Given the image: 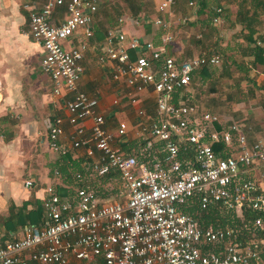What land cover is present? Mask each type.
Here are the masks:
<instances>
[{
  "label": "built area",
  "instance_id": "built-area-1",
  "mask_svg": "<svg viewBox=\"0 0 264 264\" xmlns=\"http://www.w3.org/2000/svg\"><path fill=\"white\" fill-rule=\"evenodd\" d=\"M175 2L163 0L158 10ZM98 3L46 0L39 8L29 7L28 33L43 48L40 69L50 77L51 103L66 112L60 110L48 119V146L62 155L83 148L89 160L86 173L73 175L77 184L73 195L46 188L45 216L39 225L28 223L21 237L0 235V264L258 261L256 248L237 239L235 228L202 226L189 209L198 201L201 208L219 205L242 217L246 206L259 212L254 224L264 228V191L252 178L254 172L264 176V139L248 142L243 124H226L218 113L201 107L191 89L195 70L218 64L219 56L203 53L180 59L169 47L174 33L166 31L157 45L128 33L126 15L104 30L98 63L108 68L135 105L142 104L144 94L153 96V112L136 111L134 134L143 142L135 151H125L119 141L128 135L127 120L118 121L116 129L108 128L98 98L79 88L83 60L93 48ZM60 5L66 14L56 22L53 13ZM214 21L221 22L220 16ZM154 23L169 28L164 19ZM120 102L118 96L112 100L115 106ZM65 121L73 127L69 142L63 140ZM221 141L226 156L214 150L213 144ZM108 174L121 185L111 196L92 182ZM31 185L27 179L25 186Z\"/></svg>",
  "mask_w": 264,
  "mask_h": 264
},
{
  "label": "crops",
  "instance_id": "crops-1",
  "mask_svg": "<svg viewBox=\"0 0 264 264\" xmlns=\"http://www.w3.org/2000/svg\"><path fill=\"white\" fill-rule=\"evenodd\" d=\"M161 1L163 0H149L147 4L145 3L139 11L140 16L135 15L138 23L133 22L132 14L125 13V30L130 34L152 39L158 45L166 31L173 33L172 27L178 34L173 25L177 24L179 18L178 22L184 24L185 22L181 21L200 16L196 14L197 7L194 11H188L191 0H175V4L168 9L159 11L158 5ZM45 2L46 0H0V235L4 239L22 236L23 229L28 223L22 224L19 220H25L27 213L34 211L38 203L42 204L43 208L42 222L45 216L44 199L48 186H54L62 196L73 195L77 186L73 175L86 173L89 160L83 148L72 149L63 156L48 146V119L60 110L64 115L66 112L54 108L51 103L50 77L40 69L43 48L28 33L29 7L39 8ZM238 3L239 0H235L234 4H225L223 21L226 25L224 27L217 25L218 27L210 31L209 35H207V27L212 20L207 17L210 15L204 13L207 19L201 17V20L195 21L199 23H195L198 28L195 32L196 39L191 42L195 47L189 45V39L182 42L176 38L169 47L180 59H183L180 54L189 55L192 47L200 50V53L195 55L209 53L220 56L218 64L209 65L211 73L209 78L200 76V71L195 73L196 78L191 83L192 92L201 107L218 113L226 124L233 121L243 124L248 142L249 140L253 142L264 139V63L255 64L253 51L255 45L264 49V0H258L257 4L254 2V8L249 2L245 4V8L260 13L253 35L255 43L248 41L246 28L236 21ZM65 14L64 5L56 6L53 13L54 21L61 22ZM220 16L222 21L221 13ZM157 18L168 22L169 28L164 30L158 27L154 23ZM186 24L191 25L188 22ZM94 29V38L91 39L93 48L87 52L83 60L84 72L79 81V88L98 98L99 109L106 117L108 128L116 129L117 122L123 119L120 118L121 113L117 106L112 104V100L117 96L115 94L121 91L122 84L115 82L108 68L102 67L97 61L98 44L104 38V29H101L97 17H95ZM188 38L191 39V36ZM206 38L213 45H205ZM73 41L75 42L76 38H73ZM65 44L69 45V42ZM220 63L223 65L220 66ZM220 67L221 69L216 71ZM240 79H242L240 85L246 92L251 93L247 104L242 103V107L232 102L230 97L232 90L239 88L237 84ZM205 88L207 95L203 92ZM201 96L205 98L208 96V99L204 102ZM143 100L147 107L153 106L154 109L151 94H144ZM153 109L150 112H153ZM237 116H242L247 121L236 119ZM117 119L114 125V120ZM137 120L136 115L133 118L134 124L127 120L128 135L119 141L123 149L130 147L129 152L135 151L143 142L134 134L133 127ZM65 126L63 140L69 142L68 136L73 127L66 121ZM75 161L79 162L82 170L73 171ZM62 168H66L67 171L64 173ZM27 179L32 181L30 187L25 186ZM94 180H92L93 184ZM113 183L109 185L110 183L107 182L104 187L112 186ZM114 187L109 191L113 192ZM110 192L108 195L111 194ZM25 202L29 203L21 213H18Z\"/></svg>",
  "mask_w": 264,
  "mask_h": 264
},
{
  "label": "trees",
  "instance_id": "trees-1",
  "mask_svg": "<svg viewBox=\"0 0 264 264\" xmlns=\"http://www.w3.org/2000/svg\"><path fill=\"white\" fill-rule=\"evenodd\" d=\"M127 6H131L130 10L132 11V15H137L138 12L141 10L142 6L145 5L146 2L144 0H123ZM192 1V0H191ZM198 5V8L196 10V14H204L208 13V16L210 19H212V16H216L219 13H217V9L219 8V2L221 0H214L215 4L211 3L209 0H193ZM249 2L251 4V7L254 8V2H258V0H239V8L236 13V21L242 23L243 27L246 28V36L250 43H255L256 40L253 38V35L256 31L255 25L259 21L260 13L256 10L251 11L250 9L245 8V4ZM147 4V3H146ZM126 7V8H129ZM126 12V11H123ZM220 15V14H219ZM222 15V14H221ZM115 23V22H114ZM216 25L211 22L207 27V35H209L210 31L215 30ZM101 34V33H100ZM254 55H255V64H263L264 63V49L262 47H259L258 45H255L253 47ZM209 54V53H207ZM211 55V54H209ZM219 56V55H218ZM220 58V57H219ZM211 66V65H210ZM209 65H202L199 68L195 70V72L192 74V81L195 80L196 76L195 73L200 71V76L203 78H209L211 73L209 70ZM215 151H220L221 156H226L227 153L224 151L225 145L224 142H217L213 144ZM130 147L124 148L125 151L129 152ZM138 148V147H137ZM69 153V152H68ZM60 154V153H59ZM67 155V154H65ZM63 155V156H65ZM67 168V167H66ZM66 168H62V171L65 173L67 171ZM73 171L82 170L81 165L79 162H74ZM59 173V172H58ZM112 179V182L116 183L117 186L114 187V191L110 192L108 187H104L106 182H110ZM119 181L115 180V177L112 176V174H108L102 177L95 178L94 184L96 185L98 191H100L103 194L108 196L113 195L115 191H117L120 187ZM29 202L23 203V205L20 207L18 213H21L24 208H26L27 204ZM190 211L194 214V216L197 217V219L201 222L202 226H207L209 224L214 225H220L223 227L230 226L236 229L237 231V239L242 240L245 242H250L252 246H254L256 249L259 248L260 244H264V228H260L254 224L255 218L259 216V212L256 210H253L249 207L243 208L242 217H238L235 211L231 210H224L221 206H209L207 209L201 208L198 201H195V204L193 206L189 207ZM42 204L38 203L36 205V208L34 211H29L27 213L26 219H20V223L26 224H40L41 218H42ZM224 212V213H223ZM264 261V249H262L261 253H259L258 261H254L252 264H262Z\"/></svg>",
  "mask_w": 264,
  "mask_h": 264
},
{
  "label": "rangeland",
  "instance_id": "rangeland-1",
  "mask_svg": "<svg viewBox=\"0 0 264 264\" xmlns=\"http://www.w3.org/2000/svg\"><path fill=\"white\" fill-rule=\"evenodd\" d=\"M211 3H213V4H215V2H214V0H209ZM223 1V2H222ZM144 2H146V3H148L149 2V0H144ZM192 4H191V6L189 5L188 6V11L189 10H192V11H194V9H195V7H197L198 8V5L195 3V1H193L192 0ZM234 2H235V0H221L220 2H219V5H220V7L216 10L217 11V13H221L222 14V21L221 22H215L214 21V18H215V16H212V22L216 25V27H218L217 25H219L220 27H224L225 25H226V23H224V21L223 20H225V12H224V6H225V4H230V3H233L234 4ZM126 7H129V6H127L126 4H125V2L123 1V0H99V3H98V9H97V12L95 13V17H97V19H98V22H100V27H101V29H106L107 28V26H109V25H112L115 21H116V19L119 17V16H121V15H126L125 13H127V14H132V11L130 10V8H131V6L129 7V8H126ZM228 8H229V6H227ZM196 8V9H197ZM123 11H126V12H123ZM190 12V11H189ZM218 14V15H219ZM137 15H139L140 16V14H139V12H138V14ZM133 16V19H135V15H132ZM217 16V15H216ZM220 16V15H219ZM201 17L202 18H204V19H207V18H209V17H207L205 14H200V16L199 17H193L192 19L191 18H189V19H187L186 21H181V22H185L184 24H182V23H180V22H178V21H180L179 19H178V21H177V24L176 25H173V26H175V28H176V30L178 31L177 33L178 34H176V32L174 31V27H172V31H173V33H175L176 35H175V38L176 39H180V40H182V42L183 41H185V39H189L190 40V44L189 45H191V46H193V47H195V45H194V43L192 44L191 42H193L194 41V39H196L195 38V32L197 31V27H196V24H199L198 22H195L196 20H201ZM207 17V18H206ZM210 17H211V15H210ZM196 18V19H195ZM220 18H221V16H220ZM209 20H210V18H209ZM186 22H188V23H190L191 25H187L186 24ZM196 23V24H195ZM183 26H185V27H183ZM219 29V28H218ZM180 36V37H179ZM182 36V37H181ZM191 36V39L190 38H188V37H190ZM208 38H206V40H207ZM205 40V39H204ZM205 45H213V44H211V41L210 40H207L205 43H204ZM184 45H186V44H184ZM220 45V44H219ZM209 46V47H210ZM221 47H224V46H222V45H220ZM192 47V50H191V53L188 55H186V54H180V55H182L181 56V58H187V57H189V56H193V55H195V54H198V53H200V50L199 49H194ZM195 50V51H194ZM218 51V50H217ZM219 54L221 55V53L219 52ZM91 55V54H90ZM184 55V56H183ZM222 56V55H221ZM220 57V56H219ZM222 61H223V59H222ZM221 64L222 63H220V66H221ZM223 65V64H222ZM223 68H224V66H223ZM218 69H221V67L220 68H217L216 69V71L218 70ZM232 70V69H231ZM241 71H242V69H240ZM108 74V73H107ZM224 76V75H223ZM109 78V82H111L110 81V76L108 77ZM241 81H242V79H240V81H238V84H237V87H239V88H237V90H232V92H231V100H232V102H234L235 104H239L240 105V107H242V103H244L245 105L247 104V100L249 99V97L251 96L250 94L251 93H249V92H246L244 89L245 88H243L241 85H240V83H241ZM122 88H123V86H121V91L120 92H118V93H116L115 95H117L119 98H120V100H121V102H120V105L119 106H117V108H118V110L120 111V113H121V115H120V118L121 119H125V120H128L130 123L132 122V124H134V122H133V118L135 117V115H136V111L138 110V109H140V108H144V109H147L148 111H152V107L153 106H151V107H147L145 104H144V100H143V103L142 104H140V105H135L132 101H131V99L130 98H128V97H125L124 96V94H125V92L123 91L124 90V88H123V90H122ZM203 92L207 95L208 94V92H207V90H206V88L203 90ZM111 93V92H110ZM114 93V92H113ZM208 97V96H207ZM205 98L204 96H201V98L204 100V102H205V99H208V98ZM142 98V97H141ZM239 109H241V108H239ZM225 110V109H224ZM226 113H228V111H226ZM238 113L240 114L241 112H240V110H238ZM220 114H222V112H220ZM236 119H239V120H243V121H247V119L246 118H244V117H242V116H237V118ZM118 121V119L117 120H114V122H115V124L114 125H116V122ZM249 121V120H248ZM249 123L250 124H253V123H251L250 121H249ZM135 126V125H134ZM249 142L251 143V140H249ZM252 178H253V180H255L256 181V183L258 184V186L264 191V176H262V175H260V173L259 172H254V173H252ZM107 183V182H106ZM106 183H105V185H106ZM112 186H117V184L116 183H113V185ZM224 213V212H223ZM262 249H264V244H260L259 245V248L258 249H256L257 250V252L258 253H261V251H262ZM262 264H264V261H263V263Z\"/></svg>",
  "mask_w": 264,
  "mask_h": 264
}]
</instances>
